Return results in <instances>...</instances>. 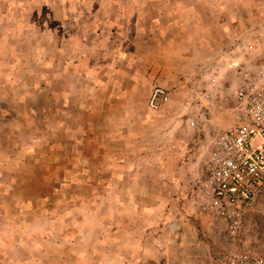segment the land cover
<instances>
[{
    "label": "rangeland",
    "instance_id": "1",
    "mask_svg": "<svg viewBox=\"0 0 264 264\" xmlns=\"http://www.w3.org/2000/svg\"><path fill=\"white\" fill-rule=\"evenodd\" d=\"M258 39L264 0H0V264H208L192 179Z\"/></svg>",
    "mask_w": 264,
    "mask_h": 264
},
{
    "label": "built area",
    "instance_id": "2",
    "mask_svg": "<svg viewBox=\"0 0 264 264\" xmlns=\"http://www.w3.org/2000/svg\"><path fill=\"white\" fill-rule=\"evenodd\" d=\"M227 47L249 55L235 63V86L221 95L231 125L215 136L209 155L195 170L191 200L200 214L221 220L225 228L227 243L208 264H264V246L247 236L249 218L264 196V40ZM211 83L217 82L212 78ZM200 94L220 99L206 90ZM170 100V91L156 86L148 107L157 112Z\"/></svg>",
    "mask_w": 264,
    "mask_h": 264
}]
</instances>
